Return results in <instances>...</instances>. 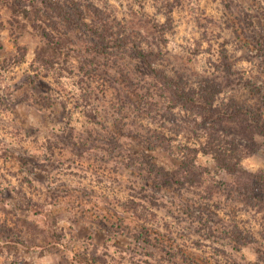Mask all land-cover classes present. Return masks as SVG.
<instances>
[{"label": "rangeland", "instance_id": "obj_1", "mask_svg": "<svg viewBox=\"0 0 264 264\" xmlns=\"http://www.w3.org/2000/svg\"><path fill=\"white\" fill-rule=\"evenodd\" d=\"M93 1L132 40L160 53L159 68L192 84L204 78L218 107L243 109L258 100L257 87L264 90L257 48L264 0ZM41 13L52 14L41 0H0V264H78L79 253L98 264L260 262L262 234L252 245L222 232L235 221L260 230L264 202L226 197L234 178L211 154L194 153L204 170L198 184L169 185L148 173L176 168L184 147L198 146L201 132L179 125L188 111L168 101L133 51L83 52L89 30L57 19L70 49L53 67L39 63L35 50L51 30ZM254 147L240 166L264 171V134L254 135Z\"/></svg>", "mask_w": 264, "mask_h": 264}, {"label": "trees", "instance_id": "obj_2", "mask_svg": "<svg viewBox=\"0 0 264 264\" xmlns=\"http://www.w3.org/2000/svg\"><path fill=\"white\" fill-rule=\"evenodd\" d=\"M44 5L51 8L52 14L41 13L42 18L50 20L51 30L43 29L44 42L35 50V58L42 65L49 67L54 66L65 51L68 52L70 38L67 37L65 31H59L54 27L57 20H60L69 28L79 30L80 32L89 30L87 37L90 44H86V53H98L106 55L109 51H113L115 45L121 46L116 48V52L127 49L133 51L144 66L149 71L150 75L155 78L161 88L165 91V97L175 106H181L187 112V117L183 118L179 125L184 127L190 134H197V130L201 135H197L198 146H185L186 151L182 153L179 165L176 168H156L150 167L148 173L157 177L156 182H164L166 184L176 183L179 185H193L202 182L204 170L197 165L194 159V153L202 151L212 155L218 169H222L229 173L233 178V185L227 190L226 197L230 199L244 202L248 205L264 202L262 191L264 189V171H248L240 166L243 155L247 152H254V135L264 134V90L260 87L255 89L258 100L253 105H248L243 109L236 107H218L215 95L208 94L205 91L206 81L204 78L196 79L193 82L200 86V93H194L191 90L194 85L184 79L179 72L170 73L159 68L158 59H161L160 53L154 51L151 47L143 46L140 42L131 39L130 34L127 35L117 22L114 16L106 11L102 5H98L93 0H89L86 5L84 0H41ZM16 4H21L18 1ZM15 7V6H14ZM26 18L30 17L31 11L24 7ZM36 13L40 14V9L34 7ZM91 18V23L87 21ZM116 20V21H115ZM46 25V23H45ZM58 31L57 34L53 31ZM129 36V37H128ZM262 39H257L258 49L264 50V36ZM263 42V43H262ZM68 43V44H67ZM81 48H85L83 44ZM98 61V59H97ZM264 61V59H262ZM227 58L224 62V69L228 73H232ZM83 73H87L83 64L79 67ZM190 81V80H189ZM201 83L203 85H201ZM250 83V81H249ZM248 83V84H249ZM189 84V85H188ZM143 107V106H142ZM137 110V107H136ZM145 110V109H144ZM242 112H245L244 114ZM92 113H87L89 118ZM95 119V118H94ZM229 124L239 127L242 132L247 134L249 140L241 139L237 135H230L228 130ZM178 130H174V136ZM159 138H166L163 134ZM201 138V139H200ZM173 137H171V144ZM168 153H171L169 151ZM132 159V157H131ZM39 180V177H37ZM236 222V223H235ZM232 229L223 230L222 234H227L230 239L238 243L255 244L256 233L262 234L264 238V222L260 230H255L253 227L242 226L235 221ZM210 234L214 233V226H209ZM260 253V262L264 263V250L256 248ZM78 264H98L94 258H89L81 253L76 256Z\"/></svg>", "mask_w": 264, "mask_h": 264}]
</instances>
